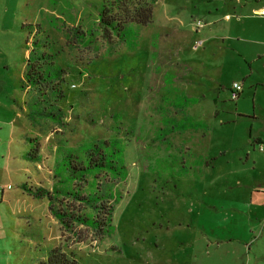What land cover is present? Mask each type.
<instances>
[{
    "label": "rangeland",
    "instance_id": "374dc122",
    "mask_svg": "<svg viewBox=\"0 0 264 264\" xmlns=\"http://www.w3.org/2000/svg\"><path fill=\"white\" fill-rule=\"evenodd\" d=\"M148 1L0 0V264H39L53 249L82 264H264V208L251 200L256 184L264 187V152L255 143L264 116L254 120L238 110L260 111L261 104L247 96L248 85L237 100L225 88L220 105L213 101L217 82H241L250 71L245 56L263 52L264 43L235 39L244 27L237 21L230 40L195 47L203 33L192 28L198 21L206 31L225 28L207 23L229 8L238 20L243 5L264 0ZM141 6L153 7L151 21L134 25L130 44L114 34L110 42L100 12L124 21ZM262 17L247 21L251 39L264 41ZM36 40L65 69L64 123L27 115L30 95L21 81ZM177 55L195 58L188 72L193 93L207 94L189 104L191 120L202 123L197 129L184 127L176 105L188 94ZM206 58L223 68L207 85L198 81L214 72ZM259 77L264 57L256 62ZM111 137L122 139L127 166L126 179L114 186L112 232L98 239L82 225L79 235L63 230L48 198L31 187H53L56 161L67 149ZM31 149L38 158H29Z\"/></svg>",
    "mask_w": 264,
    "mask_h": 264
},
{
    "label": "trees",
    "instance_id": "16d2710c",
    "mask_svg": "<svg viewBox=\"0 0 264 264\" xmlns=\"http://www.w3.org/2000/svg\"><path fill=\"white\" fill-rule=\"evenodd\" d=\"M123 0H117L122 2ZM148 3V0H141ZM157 0H151L156 2ZM131 17L122 21L114 15L99 14L100 25L111 42L114 34L119 41H131L135 24L145 25L151 21L153 7L141 6ZM129 18V19H128ZM112 34V35H111ZM133 42V41H132ZM45 42L36 40L30 44L29 56L25 59V72L21 81L22 90L28 92L26 102L28 117L54 123H64V110L60 104L65 69L55 62L53 54L45 51ZM238 99V98H237ZM234 99V100H237ZM184 127L197 129L201 122L185 119ZM30 159L39 156L32 149ZM125 147L119 137L102 138L69 148L56 161L53 187H31L36 197H47L51 213L72 234H80V225L91 229L96 238H104L114 228V212L119 193L114 192L117 181L125 180L127 166L124 160ZM35 153V154H33ZM35 160V159H34ZM62 197V198H60ZM39 264H82L78 259L53 249L47 260Z\"/></svg>",
    "mask_w": 264,
    "mask_h": 264
},
{
    "label": "crops",
    "instance_id": "0c3cea01",
    "mask_svg": "<svg viewBox=\"0 0 264 264\" xmlns=\"http://www.w3.org/2000/svg\"><path fill=\"white\" fill-rule=\"evenodd\" d=\"M248 5L249 4L243 5L242 10H241L243 14H240L241 18L238 20L236 19L237 15H238L236 13L237 9L236 8H229L228 9L229 11H225V13L223 15H221V18H218V17L214 18L212 21L207 23V24H210V23L216 24L218 22L219 23L221 22V23H223V25L225 23V25H227V26H225V28H222V29L213 28L214 31H212V28H210V31H206V30H203L205 27H203L202 26L203 24H201L197 30H195L194 27H192L193 31H195V32H199L200 30L202 31L203 38L201 39V41L203 42L204 45L208 41H210L211 39H214V38H221L222 41H226V40H230L232 38V36H231L232 25L234 24V22L236 23L238 21V23H242L244 26L243 28H241V30H239V31H242L243 35H239L238 38L236 37L235 39L244 38L246 40H250V41L255 42V43L263 44L264 41L251 39V37H249V35H247L250 32V30H249L250 27H249V24L247 21L251 20L254 16H260L261 18H263L262 14L264 11V5H261L258 7H253V6L248 7ZM208 12L212 13L213 11L208 10ZM217 13H218V11H217ZM239 31L237 29L238 33H239ZM239 34H241V33H239ZM263 57H264V51L263 52H257V54H254V56H245V61H247L249 63L250 71H249V73H246L244 75L243 79H241V82H240L242 84L241 94H243L245 92V87H246V85H248L249 90L247 92V96L252 94V96H253L252 99H254V104L256 105L257 103L260 102L261 106H260V111H257L256 108L253 111H244V112L241 109H238V108L237 109L242 113V115L244 114V115L251 116V117H253L254 120L259 118L260 116H264V106H263V104H264V91L259 90L260 86H264V80L261 79V77L255 78L256 62H258L259 59L263 58ZM184 58L185 57L183 55H177V59H178L177 64H181L182 66H184V69H186V72H183L182 75L180 74L181 76L178 77V79L182 83L181 89L184 91V93L188 92V94L184 95L181 98L180 103H177L176 105H177V107L180 106L178 112H180V114L184 117V119L189 118L191 120V118H192V119L196 120L194 117V116H196V115H194L195 113L191 112V110H190V106H191V105H189L190 101H192V103L194 105H199L202 103L203 100L207 99L206 98L207 94L199 93V95H195L193 93L196 90L194 88V84L192 87L191 81H195V80L190 79L188 72L190 70L191 71L193 70L192 62L195 61L194 60L195 58H193V57L192 58L189 57V59L188 58L184 59ZM201 59H203V58H201ZM206 60H208V64L214 70V72H212L210 74L207 72L209 75H207L206 73L200 74L199 80H198L199 84H205V85H207L208 80L209 81H215V74H216V76H219V77L223 76V74H222L223 68L219 72L220 65H218L215 62L210 61L207 58H206ZM204 64H206V63H204ZM205 71H207V70H205ZM177 75H179V74H177ZM234 82H239V81L234 80L228 87H226L224 85V83H222L221 81L217 82L216 86H218V87H216V89H215L217 91V93H216L217 95H216V97L213 98V101H215V103H214L215 107H218L222 101L220 99L222 96L220 95L219 91L224 90L225 88L228 90V92H230L229 98L232 99V86H233ZM200 90H204V89L199 88V91ZM258 91L261 92L260 95H258V93H259ZM241 94H240V96H241ZM219 113H220V110L216 109L214 114L218 115ZM197 122H201V121H197ZM252 129H253V127H252ZM252 133H254L253 130H250V134H252ZM255 134H257L255 143L256 144L262 143L264 141V135H263L264 133L262 134V133H260V131H257ZM256 185L257 186L253 192L254 194L251 197V200L257 201L259 206L264 208V187H261L260 183H257ZM263 219H264V217H263ZM251 245L252 244H248L249 249H250Z\"/></svg>",
    "mask_w": 264,
    "mask_h": 264
},
{
    "label": "built area",
    "instance_id": "2783aa9c",
    "mask_svg": "<svg viewBox=\"0 0 264 264\" xmlns=\"http://www.w3.org/2000/svg\"><path fill=\"white\" fill-rule=\"evenodd\" d=\"M263 14H264V11H263ZM198 24L201 25V22L198 21ZM202 44L203 43L201 40L197 41L195 47H198ZM241 91H242V84L240 82H234L233 86H232V99H237L240 96ZM259 150L264 152V144L263 143L259 144Z\"/></svg>",
    "mask_w": 264,
    "mask_h": 264
}]
</instances>
